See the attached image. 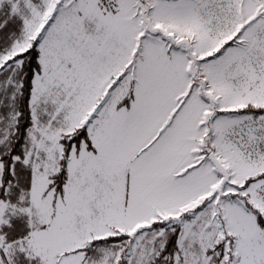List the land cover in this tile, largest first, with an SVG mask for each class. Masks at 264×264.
Here are the masks:
<instances>
[{
  "label": "snow or ice",
  "instance_id": "obj_1",
  "mask_svg": "<svg viewBox=\"0 0 264 264\" xmlns=\"http://www.w3.org/2000/svg\"><path fill=\"white\" fill-rule=\"evenodd\" d=\"M0 264H264V0H0Z\"/></svg>",
  "mask_w": 264,
  "mask_h": 264
}]
</instances>
